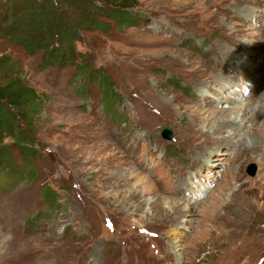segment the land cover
Segmentation results:
<instances>
[{
  "label": "rangeland",
  "instance_id": "1",
  "mask_svg": "<svg viewBox=\"0 0 264 264\" xmlns=\"http://www.w3.org/2000/svg\"><path fill=\"white\" fill-rule=\"evenodd\" d=\"M26 1L0 0V56L42 106L32 156L8 142L0 264H264V0H37L106 27L58 65L7 37ZM80 59L112 85L111 111Z\"/></svg>",
  "mask_w": 264,
  "mask_h": 264
},
{
  "label": "trees",
  "instance_id": "2",
  "mask_svg": "<svg viewBox=\"0 0 264 264\" xmlns=\"http://www.w3.org/2000/svg\"><path fill=\"white\" fill-rule=\"evenodd\" d=\"M86 1L99 2L103 0H77L75 3ZM13 3L15 7H19L17 0H13ZM25 5V8L20 9L21 12H24V17H19L20 21H15V16L8 19V26L11 27L14 35L8 34L7 37L15 36L14 38L23 39L22 44L25 47L31 52L41 50L45 55L44 61L53 65L66 64L69 62V58L76 61L78 55H73V46L78 41V34L85 28H96L95 30L106 28L95 22L90 11L84 12V15L76 23H69L68 19L63 17L64 14L56 11L51 1L27 0ZM114 5V3H109L111 9L106 12L108 19L118 23H130L131 19L127 13L114 9L118 8ZM34 11H37L39 15H33ZM50 40L54 41L52 46V43L49 44ZM82 62L80 59L77 72L84 80L83 85L93 84L101 87L104 96L103 109L111 111L116 96L112 95V89L109 88L110 82L105 77H98L90 69L89 63ZM13 68L14 65L8 57L0 56V165H4V169L0 167V178L8 186H11V183L17 178L15 177L17 173L10 168L12 165L10 149L14 146L23 150L22 153L26 156H32L33 123L42 106V99L35 89L27 85ZM46 200L51 201L50 199Z\"/></svg>",
  "mask_w": 264,
  "mask_h": 264
},
{
  "label": "bare ground",
  "instance_id": "3",
  "mask_svg": "<svg viewBox=\"0 0 264 264\" xmlns=\"http://www.w3.org/2000/svg\"><path fill=\"white\" fill-rule=\"evenodd\" d=\"M210 0H204V2L205 3H207V2H209ZM226 57V56H225ZM243 65V64H242ZM162 105V104H161ZM162 107H164V106H162ZM221 119V118H220ZM225 119H226V117H225ZM245 125V124H244ZM240 126L239 125H237L236 124V126L234 125H232V124H228L226 121H222L221 122V124L217 127V128H215V129H217L216 130V134H218L217 136H221V137H224L225 136V138H227V139H229V140H233V137H235V136H239L238 137V140H237V142L238 143H240V145H241V151H242V153L244 152V151H246L247 150V146H246V142H245V139L246 138H248V136H246L245 134H240ZM189 129L192 131V134L195 132H197L196 131V129L193 127V126H191V127H189ZM239 131V132H238ZM215 135V134H214ZM208 138V137H207ZM210 139V138H209ZM246 153V152H245ZM132 170V169H131ZM131 172V171H130ZM130 176L131 177H129V176H125L126 177V179L128 178V179H132V178H137V175L136 174H130ZM140 179V178H139ZM141 181V180H140ZM176 252V251H175Z\"/></svg>",
  "mask_w": 264,
  "mask_h": 264
},
{
  "label": "water",
  "instance_id": "4",
  "mask_svg": "<svg viewBox=\"0 0 264 264\" xmlns=\"http://www.w3.org/2000/svg\"><path fill=\"white\" fill-rule=\"evenodd\" d=\"M162 135L164 136L165 139H170V134H169V131H168L167 128H163L162 129ZM251 168H252L251 175H253L254 174V171H255V168L253 166H251Z\"/></svg>",
  "mask_w": 264,
  "mask_h": 264
}]
</instances>
